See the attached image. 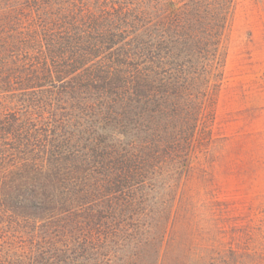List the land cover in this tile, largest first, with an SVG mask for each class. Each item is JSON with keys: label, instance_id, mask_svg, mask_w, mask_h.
<instances>
[{"label": "trees", "instance_id": "16d2710c", "mask_svg": "<svg viewBox=\"0 0 264 264\" xmlns=\"http://www.w3.org/2000/svg\"><path fill=\"white\" fill-rule=\"evenodd\" d=\"M229 17L222 0H0V264H181L198 206L245 182L214 153Z\"/></svg>", "mask_w": 264, "mask_h": 264}, {"label": "rangeland", "instance_id": "374dc122", "mask_svg": "<svg viewBox=\"0 0 264 264\" xmlns=\"http://www.w3.org/2000/svg\"><path fill=\"white\" fill-rule=\"evenodd\" d=\"M222 1L230 5V17L222 39L226 60L215 111L214 153L217 171L238 170L245 182L209 206L214 216L198 206L192 221L194 229L200 223L198 237L189 236L184 252L176 256L181 264H264L259 253L264 240V0ZM213 218L220 228L213 229ZM249 247L254 256L249 257Z\"/></svg>", "mask_w": 264, "mask_h": 264}]
</instances>
